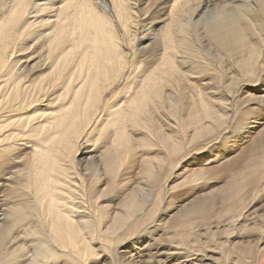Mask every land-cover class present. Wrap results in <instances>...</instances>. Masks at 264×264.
<instances>
[{"label":"bare ground","instance_id":"6f19581e","mask_svg":"<svg viewBox=\"0 0 264 264\" xmlns=\"http://www.w3.org/2000/svg\"><path fill=\"white\" fill-rule=\"evenodd\" d=\"M0 161V264H264V0H0Z\"/></svg>","mask_w":264,"mask_h":264},{"label":"snow or ice","instance_id":"6c2138e0","mask_svg":"<svg viewBox=\"0 0 264 264\" xmlns=\"http://www.w3.org/2000/svg\"><path fill=\"white\" fill-rule=\"evenodd\" d=\"M245 120H246V117H245V115H241L239 118H238V121H237V124L236 125H234V131L236 130V128H238L239 126H242L243 125V123L245 122ZM230 135V134H229ZM225 139H227V136L225 137ZM6 161H0V164H3V163H5Z\"/></svg>","mask_w":264,"mask_h":264},{"label":"rangeland","instance_id":"374dc122","mask_svg":"<svg viewBox=\"0 0 264 264\" xmlns=\"http://www.w3.org/2000/svg\"><path fill=\"white\" fill-rule=\"evenodd\" d=\"M260 205H262V207L264 208V202H263L262 204H260ZM263 208L261 209V212L264 211ZM128 256H129V255H126L125 259H126Z\"/></svg>","mask_w":264,"mask_h":264}]
</instances>
